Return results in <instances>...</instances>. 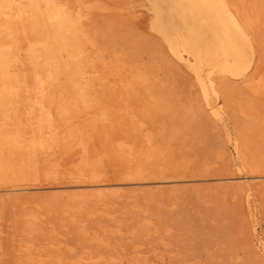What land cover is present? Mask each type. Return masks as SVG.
<instances>
[{
  "label": "bare ground",
  "instance_id": "bare-ground-1",
  "mask_svg": "<svg viewBox=\"0 0 264 264\" xmlns=\"http://www.w3.org/2000/svg\"><path fill=\"white\" fill-rule=\"evenodd\" d=\"M138 3L119 9L134 18ZM168 3V11L152 8L145 27L193 80L201 108L226 128L231 173L210 178L205 188L240 199L264 261V116L254 101L235 98L245 91L264 100V0ZM92 8L86 0H0V207L12 201L24 208L29 239L19 264H170L164 256L152 263L121 252L77 256L64 241L49 250L32 238L43 229L42 209L72 224L83 225L84 216L116 222L115 205L138 208L144 194L166 192L127 185L145 184L177 163L173 141L184 120L167 139V122L156 119L171 113L166 84L139 53L118 51L99 36L89 23ZM175 14L181 24L170 22ZM231 109L243 117L234 132ZM189 163L185 158L181 166ZM154 216L147 209L141 218L149 225ZM91 241L104 243L98 233ZM2 248L0 241V256Z\"/></svg>",
  "mask_w": 264,
  "mask_h": 264
},
{
  "label": "rangeland",
  "instance_id": "rangeland-1",
  "mask_svg": "<svg viewBox=\"0 0 264 264\" xmlns=\"http://www.w3.org/2000/svg\"><path fill=\"white\" fill-rule=\"evenodd\" d=\"M86 1L93 6L89 23L99 36L118 51L139 53L145 67L156 72L166 84L171 113L167 115L161 111L156 119L167 122V139L172 136L175 123L182 118L184 120L181 135L173 141L177 163L164 174L150 177L145 184L127 185L129 190L139 186L141 189H164L166 192L153 198L144 194L138 208L115 205L112 211L116 212L112 213L120 215L116 222L105 216L96 219L84 216L86 222L83 225L72 224L60 212L42 209L45 213L43 229L34 237L30 236L36 244L46 245L49 250L52 249L51 243L64 241L74 246L77 256L84 251L104 254L121 252L152 263H158L159 258L164 256L170 264H264L251 242V225L240 199L215 195L205 188L210 184V178L231 173L230 160L227 153H223L229 146L226 128L216 126L209 111L201 108L193 80L172 62L160 35L145 27L144 20L152 14V8L168 11L167 0H141L136 7L139 12L134 14V18L129 14L123 15L119 9L128 5L130 0ZM170 22L181 24V16L175 14ZM235 98L236 101L238 98L254 101L264 116V100L256 99L245 91ZM189 108L191 112L187 113ZM242 121L243 117L231 109L228 121L230 131L237 130ZM185 158L190 163L183 169L181 163ZM170 189L179 190L172 193ZM147 209L155 214L149 225L141 218L143 210ZM23 211L22 206L12 201H6V205L0 207V229L4 231L0 236L3 246L0 264H19L21 261L19 249L29 239L23 230ZM260 224L264 236V201ZM85 230L88 235L83 233ZM96 233L103 239L102 245L91 241Z\"/></svg>",
  "mask_w": 264,
  "mask_h": 264
}]
</instances>
